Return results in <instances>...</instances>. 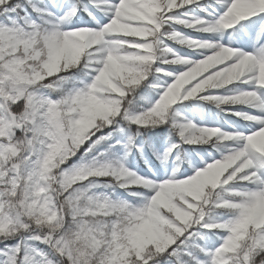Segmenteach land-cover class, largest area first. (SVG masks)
I'll list each match as a JSON object with an SVG mask.
<instances>
[{
  "label": "snow or ice",
  "instance_id": "6c2138e0",
  "mask_svg": "<svg viewBox=\"0 0 264 264\" xmlns=\"http://www.w3.org/2000/svg\"><path fill=\"white\" fill-rule=\"evenodd\" d=\"M0 264H264V0H0Z\"/></svg>",
  "mask_w": 264,
  "mask_h": 264
}]
</instances>
